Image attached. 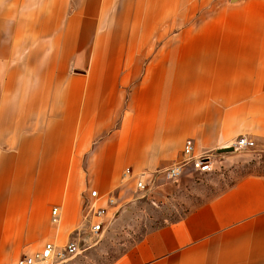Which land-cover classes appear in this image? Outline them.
<instances>
[{"label": "crops", "instance_id": "crops-1", "mask_svg": "<svg viewBox=\"0 0 264 264\" xmlns=\"http://www.w3.org/2000/svg\"><path fill=\"white\" fill-rule=\"evenodd\" d=\"M230 3L0 0V264L72 239L92 190L176 185L188 140L264 148V0ZM194 173L184 215L110 264H264V174Z\"/></svg>", "mask_w": 264, "mask_h": 264}, {"label": "rangeland", "instance_id": "rangeland-1", "mask_svg": "<svg viewBox=\"0 0 264 264\" xmlns=\"http://www.w3.org/2000/svg\"><path fill=\"white\" fill-rule=\"evenodd\" d=\"M227 1L232 4L230 0ZM211 162L209 172H195L190 181L210 183L213 190L241 175L264 174V148L259 149L254 143L252 149L214 155ZM183 176L174 179V186L163 184L152 188L146 185L143 190L137 189L133 200L118 208L102 234L91 235L88 225L82 223L72 234V239L78 241L79 253L69 264H110L146 233L184 215L188 208V192H191L189 197L193 195L185 185L177 187L180 182H187ZM199 191H202V188ZM66 240V237L60 236L55 244L64 245ZM27 251L23 252L29 253Z\"/></svg>", "mask_w": 264, "mask_h": 264}, {"label": "built area", "instance_id": "built-area-1", "mask_svg": "<svg viewBox=\"0 0 264 264\" xmlns=\"http://www.w3.org/2000/svg\"><path fill=\"white\" fill-rule=\"evenodd\" d=\"M253 147L254 142L252 140L240 137L226 148L238 151L252 149ZM211 163L208 154L194 156L193 143L188 140L184 145L182 160L166 170L164 175L167 179L174 180L180 177L187 168L195 172L207 173L211 170ZM129 175L130 171L125 170L124 176ZM136 187L143 190L146 184L138 181ZM117 210V201L113 195L102 196L96 190H92L82 208V222L88 225L91 235L97 236L106 231ZM51 214L52 222L57 226L59 222L58 209L54 208ZM78 253L79 244L74 239H69L64 245L47 242L40 250L22 254L15 264H69Z\"/></svg>", "mask_w": 264, "mask_h": 264}, {"label": "water", "instance_id": "water-1", "mask_svg": "<svg viewBox=\"0 0 264 264\" xmlns=\"http://www.w3.org/2000/svg\"><path fill=\"white\" fill-rule=\"evenodd\" d=\"M232 2H235L237 0H231ZM233 149L232 148H225V149H222V150H219V153H226V152H232Z\"/></svg>", "mask_w": 264, "mask_h": 264}]
</instances>
